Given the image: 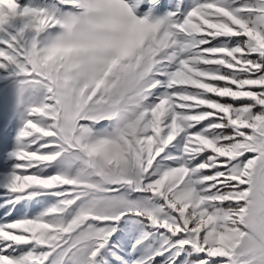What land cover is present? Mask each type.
I'll list each match as a JSON object with an SVG mask.
<instances>
[{"label": "snow or ice", "instance_id": "6c2138e0", "mask_svg": "<svg viewBox=\"0 0 264 264\" xmlns=\"http://www.w3.org/2000/svg\"><path fill=\"white\" fill-rule=\"evenodd\" d=\"M0 264H264V0H0Z\"/></svg>", "mask_w": 264, "mask_h": 264}]
</instances>
